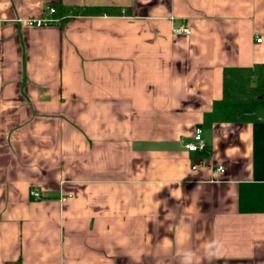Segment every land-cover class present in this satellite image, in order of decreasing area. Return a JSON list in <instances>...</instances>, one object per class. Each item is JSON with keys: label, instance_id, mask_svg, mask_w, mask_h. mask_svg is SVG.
I'll list each match as a JSON object with an SVG mask.
<instances>
[{"label": "crops", "instance_id": "obj_1", "mask_svg": "<svg viewBox=\"0 0 264 264\" xmlns=\"http://www.w3.org/2000/svg\"><path fill=\"white\" fill-rule=\"evenodd\" d=\"M260 63L264 0H0V264H264Z\"/></svg>", "mask_w": 264, "mask_h": 264}, {"label": "trees", "instance_id": "obj_2", "mask_svg": "<svg viewBox=\"0 0 264 264\" xmlns=\"http://www.w3.org/2000/svg\"><path fill=\"white\" fill-rule=\"evenodd\" d=\"M50 7L54 8V12L50 14L51 18L57 19L61 24L66 23L73 15V11L63 5L61 2L51 3ZM92 15L103 14H119L121 10L115 7H91L87 11ZM253 76L255 85L247 87L244 85H235L232 87V92L235 95H239L249 99H264V63L256 64L253 69ZM201 155H210V147L207 145L205 151L200 152Z\"/></svg>", "mask_w": 264, "mask_h": 264}, {"label": "built area", "instance_id": "obj_3", "mask_svg": "<svg viewBox=\"0 0 264 264\" xmlns=\"http://www.w3.org/2000/svg\"><path fill=\"white\" fill-rule=\"evenodd\" d=\"M53 12H54V8L48 6L46 9L45 15L42 18L36 19V20H29L27 21V23L31 26L32 25L33 26L47 25L48 23L52 21L50 14H52ZM175 33L188 35L190 34V29L188 27H181V28L175 29ZM261 40H262L261 38H258V42H261ZM207 145H208L207 141L203 137L202 129L197 128L194 132L192 141L186 143V148L189 152L200 153V152L205 151ZM200 165H208V160L206 158H202L200 159V161L196 162L192 168L197 169ZM218 171L223 172L224 168L219 167ZM30 195L31 197H34V198H42V194L37 189H32L30 191Z\"/></svg>", "mask_w": 264, "mask_h": 264}]
</instances>
